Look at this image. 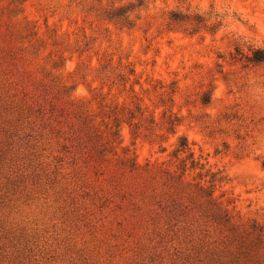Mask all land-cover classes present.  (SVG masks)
Returning <instances> with one entry per match:
<instances>
[{
	"label": "rangeland",
	"instance_id": "374dc122",
	"mask_svg": "<svg viewBox=\"0 0 264 264\" xmlns=\"http://www.w3.org/2000/svg\"><path fill=\"white\" fill-rule=\"evenodd\" d=\"M139 2L0 0V264H264V0Z\"/></svg>",
	"mask_w": 264,
	"mask_h": 264
},
{
	"label": "trees",
	"instance_id": "16d2710c",
	"mask_svg": "<svg viewBox=\"0 0 264 264\" xmlns=\"http://www.w3.org/2000/svg\"><path fill=\"white\" fill-rule=\"evenodd\" d=\"M142 4H143V0H140L139 5H142ZM130 9H131V7H129V6H125V5L118 6L109 13V17L111 19H116L118 22H121V23L131 24L132 21L130 19V14H129ZM172 17L174 19L189 18L188 15L182 14V13L177 12V11L172 13ZM196 19L198 22H201L205 18L202 17L201 15H197ZM236 50L239 53H243L242 49L238 46H236ZM248 59L250 61L256 62V63L264 62V46L254 47L252 50V54H250L248 56ZM181 152H189L188 157L192 158V165L195 166V165L199 164V161L193 159L194 152L191 149L189 141L186 137L181 138L180 144L175 149V154H179ZM212 191L210 193H212Z\"/></svg>",
	"mask_w": 264,
	"mask_h": 264
}]
</instances>
